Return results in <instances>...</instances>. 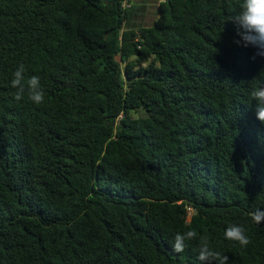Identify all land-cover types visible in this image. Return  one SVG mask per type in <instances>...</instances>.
Instances as JSON below:
<instances>
[{
  "label": "trees",
  "instance_id": "16d2710c",
  "mask_svg": "<svg viewBox=\"0 0 264 264\" xmlns=\"http://www.w3.org/2000/svg\"><path fill=\"white\" fill-rule=\"evenodd\" d=\"M0 0V264H264V60L240 0ZM45 100H15L14 71ZM241 225L247 247L224 238Z\"/></svg>",
  "mask_w": 264,
  "mask_h": 264
},
{
  "label": "clouds",
  "instance_id": "9594fccd",
  "mask_svg": "<svg viewBox=\"0 0 264 264\" xmlns=\"http://www.w3.org/2000/svg\"><path fill=\"white\" fill-rule=\"evenodd\" d=\"M236 11L230 18L235 26L236 36L233 43L244 48L254 49L251 59L264 60V0H240ZM25 67L20 64L14 71L11 80V87L16 89L14 98L17 101L23 99L27 90L29 99L35 104H41L45 100V89L41 84L40 77L32 75L25 78ZM250 96L255 102V117L261 124H264V82H258L253 87ZM252 220L260 224L264 222V210H256L249 213ZM224 238L238 242L241 246L247 247L251 243L250 238L245 234L241 225L232 224L224 230ZM198 240V260L201 264H229V256L216 251L211 247L210 238L207 235H200L195 230L177 232L173 239V251L182 253L185 251L187 242Z\"/></svg>",
  "mask_w": 264,
  "mask_h": 264
},
{
  "label": "rangeland",
  "instance_id": "374dc122",
  "mask_svg": "<svg viewBox=\"0 0 264 264\" xmlns=\"http://www.w3.org/2000/svg\"><path fill=\"white\" fill-rule=\"evenodd\" d=\"M162 0H132L136 5L143 6V16L141 17V23L144 26L152 25L154 19L157 16V5Z\"/></svg>",
  "mask_w": 264,
  "mask_h": 264
},
{
  "label": "built area",
  "instance_id": "2783aa9c",
  "mask_svg": "<svg viewBox=\"0 0 264 264\" xmlns=\"http://www.w3.org/2000/svg\"><path fill=\"white\" fill-rule=\"evenodd\" d=\"M129 6H130L129 0H124L122 2V8H126V7H129Z\"/></svg>",
  "mask_w": 264,
  "mask_h": 264
}]
</instances>
